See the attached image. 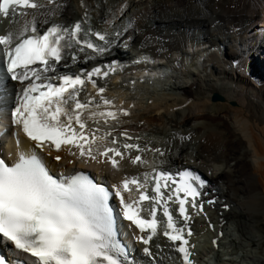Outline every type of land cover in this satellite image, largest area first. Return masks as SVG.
I'll list each match as a JSON object with an SVG mask.
<instances>
[{
	"label": "bare ground",
	"instance_id": "bare-ground-1",
	"mask_svg": "<svg viewBox=\"0 0 264 264\" xmlns=\"http://www.w3.org/2000/svg\"><path fill=\"white\" fill-rule=\"evenodd\" d=\"M35 1L40 7L23 8L25 14L8 33L13 41L28 32L29 24L43 27L52 21L70 23L72 28L77 22L88 25L80 35L87 34L94 44L104 43L96 32L111 41L110 51L102 56L82 44L67 50L68 59L57 70L64 65L83 68L116 57L127 62L129 42L140 46L139 52L149 50L166 58L171 71L158 79L122 76L118 82L117 78L94 77L106 91L99 94L98 89L84 88L78 98L100 102L103 95L112 104L100 102L97 107L93 103L83 110L86 131L103 135L111 131L110 140L142 149L124 150L121 172L161 168L175 173L186 168L202 176L207 197L216 200L205 207L201 218L184 222L194 229L195 257L201 254L208 264H264V250H257L264 241L260 226L264 220V40L256 47L253 39L264 25V0ZM25 26L27 31H23ZM73 54L78 57L76 62L71 59ZM214 93L223 99L213 101ZM121 109L129 115L124 116ZM108 111H118V120L99 115ZM93 112L97 116L89 118ZM124 131L131 140L121 134ZM66 150L67 146L59 151V163L64 166L78 154L75 149V155L66 156ZM136 155L141 162H132ZM97 165H103L102 161ZM162 232L150 243L151 255L159 251V244L174 253ZM213 237L220 252L212 249ZM144 255L151 264L150 256ZM156 256L162 264H169V258ZM139 264H144L142 259Z\"/></svg>",
	"mask_w": 264,
	"mask_h": 264
},
{
	"label": "snow or ice",
	"instance_id": "snow-or-ice-1",
	"mask_svg": "<svg viewBox=\"0 0 264 264\" xmlns=\"http://www.w3.org/2000/svg\"><path fill=\"white\" fill-rule=\"evenodd\" d=\"M11 4L24 9L40 7L30 0H0V12L5 17L9 16ZM23 31H27L26 26ZM31 31L36 33L37 27L34 25ZM81 31L79 22L71 31L59 25L51 26L42 35L22 39L6 53L0 50V56H7V72L11 74V79L18 80L22 85L27 82L22 87L18 106L11 113L12 123L21 126L27 137L41 149L46 141L51 142L57 151L62 146H69V150L74 147L81 157L86 155L97 162L103 157L105 162L110 161L113 168H118L119 163L115 157L122 158L123 153L118 148L106 147L104 144L112 132L101 136L92 133L90 137L83 131L86 127L82 118L83 110L89 109L93 103L99 107L100 102L107 106L112 101L101 95L100 102L94 99L82 102L78 97L84 90L85 80L80 75L74 78L69 75H54L57 73V66L62 61L66 63L68 59L64 55L65 50L74 51L77 45L82 44L97 56L110 51L111 41L104 34L93 33L104 42L100 45L87 39V34L81 36ZM11 40L10 35L0 36V45L8 46ZM79 50L83 52L85 48L81 47ZM92 58L94 57L89 56V59ZM71 59L76 62L78 57L73 54ZM34 65L43 67H33ZM100 74V68H93L85 76L97 87L93 78ZM107 75L108 72L103 73V76ZM54 79L61 81L59 86L52 82L44 83ZM105 91L104 87H98L99 94ZM119 111L124 116L129 115L127 110ZM99 115L118 120L119 112H100ZM96 116L97 113L93 112L89 118L94 119ZM62 117L66 120H62ZM74 123L79 126V132L73 127ZM121 134L128 140L132 139L127 136L126 131ZM111 143L116 144L117 140L113 138ZM123 148L142 151L133 143H125ZM156 151L160 152L159 149ZM72 154L75 155V152ZM55 158L61 159L60 156ZM141 161L140 155L132 160L133 163ZM180 175L181 181L175 188V200L179 205L180 216L187 222L190 218L185 207L188 197L192 198L193 208L199 207L203 211V204L198 205L196 198L201 195L199 189L205 186V181L194 172L184 171ZM154 179L155 195L140 192L139 201H154L155 205H159L164 199L161 181H174L167 171H159ZM132 184L138 189L142 187L136 179H125L122 184L123 192L131 195ZM181 192L184 194L183 198L180 197ZM111 195L107 188L93 183L83 174L71 178H53L49 169L34 153H21L18 162L12 166L0 159V236L11 242L16 250L30 254L33 264H123L120 257L124 256V250L115 242L112 209L108 205ZM115 196L119 197L123 206L124 219L131 221L141 232L145 228L151 230L152 235L140 237L145 245H149L157 233L156 207L151 208V220L142 219L134 208L138 203L135 198H132V202H127L120 188L116 189ZM171 199L172 196L169 195L167 200ZM163 215L167 218V229L171 230H165L163 235L172 242H179L177 251L183 254L184 264H193L189 249L185 247L189 241L182 234L184 229L176 227L166 202ZM187 235H192L191 228L187 229ZM144 252L151 255L149 247H145ZM0 264H11V261L0 256Z\"/></svg>",
	"mask_w": 264,
	"mask_h": 264
},
{
	"label": "rangeland",
	"instance_id": "rangeland-1",
	"mask_svg": "<svg viewBox=\"0 0 264 264\" xmlns=\"http://www.w3.org/2000/svg\"><path fill=\"white\" fill-rule=\"evenodd\" d=\"M154 138H156V139H159V136L158 135H154L153 136ZM161 139H165V138H161ZM165 141V140H164ZM220 187L222 188V189H225L223 186H221L220 185ZM262 225V226H261ZM260 226L262 227L261 229V231L264 233V220H260ZM258 251H262V250H264V241H263V243H262V245H261V247H259L258 249H257Z\"/></svg>",
	"mask_w": 264,
	"mask_h": 264
},
{
	"label": "water",
	"instance_id": "water-1",
	"mask_svg": "<svg viewBox=\"0 0 264 264\" xmlns=\"http://www.w3.org/2000/svg\"><path fill=\"white\" fill-rule=\"evenodd\" d=\"M222 99H223V96L220 95L219 93H214L212 96L213 101L222 100Z\"/></svg>",
	"mask_w": 264,
	"mask_h": 264
}]
</instances>
